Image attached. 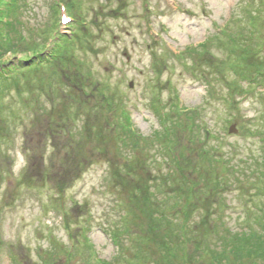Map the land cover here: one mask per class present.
Segmentation results:
<instances>
[{"label":"rangeland","instance_id":"374dc122","mask_svg":"<svg viewBox=\"0 0 264 264\" xmlns=\"http://www.w3.org/2000/svg\"><path fill=\"white\" fill-rule=\"evenodd\" d=\"M5 1L48 55L77 22L68 59L0 75V264H209L225 229L264 235V0Z\"/></svg>","mask_w":264,"mask_h":264},{"label":"trees","instance_id":"16d2710c","mask_svg":"<svg viewBox=\"0 0 264 264\" xmlns=\"http://www.w3.org/2000/svg\"><path fill=\"white\" fill-rule=\"evenodd\" d=\"M67 11L70 14L77 13V10L74 8H68ZM81 12H83L81 10ZM55 25L60 20V10L54 9ZM252 15V14H251ZM256 16V15H255ZM252 15V17H255ZM12 17L10 14V11L6 9V1L0 0V75H3L4 77H10L12 76L15 69H19L25 66H28V64H32L31 66H39L41 64H50L49 62L53 61L54 59H61L64 58V55L67 54V59L73 54L72 48L74 47V39H75V32H72L73 23L77 22V19L73 16L72 17V24L69 26L71 33L70 34H61L60 30L55 34L54 37H56L54 46L52 49H54L53 53L51 55L45 54V51H41L40 49L35 47H30L28 44V36L26 34H23L18 31V25L21 24V21H13L9 20V18ZM250 27H255V24L253 20L250 21ZM221 31L224 32V29L221 28ZM227 35L229 40L236 41L237 36H234L232 38L229 35V30L226 29ZM209 39L204 41L203 43L199 44V46L194 47H186L185 51L188 52V54H191L190 56H198L203 53V48L206 47V42H208ZM256 43V42H255ZM5 45L7 48L3 47ZM18 44L23 45L26 47V50H21L17 46ZM258 44V41L257 43ZM191 48V49H190ZM35 50V53H32V50ZM240 49V48H239ZM243 50L249 49V47H242ZM40 50V51H39ZM64 50L66 52H64ZM10 55V57L7 59V55ZM20 55V56H19ZM242 58V57H241ZM240 59L237 57L236 62H238ZM262 67H264L263 61L261 62ZM51 65V64H50ZM263 70V69H262ZM58 71V70H57ZM257 71V70H256ZM58 76H60V73L58 72ZM242 76L244 79H247L246 73H243ZM250 76V75H249ZM164 137L170 136V133L167 129H165V135ZM224 235H221L220 237V243H219V250L218 248H212L210 246H207L209 248H205V251L208 255L209 264H226L225 261H230L234 257L237 260H243L246 258L247 255H254V254H261L264 253V235L259 234L258 232H253L250 234H247L243 237H239L238 234L231 231L230 229L224 230ZM220 234V231L218 232V235ZM180 241L182 244L186 247V244L190 241V236L188 233V228L182 227V230L180 229ZM118 241V240H117ZM211 248V249H210ZM199 251V250H198ZM204 251V250H203ZM201 252V251H199ZM253 252L252 254H249ZM233 257V258H231ZM235 261V260H234ZM107 264H111V262H106ZM229 264V263H228Z\"/></svg>","mask_w":264,"mask_h":264},{"label":"water","instance_id":"95a60500","mask_svg":"<svg viewBox=\"0 0 264 264\" xmlns=\"http://www.w3.org/2000/svg\"><path fill=\"white\" fill-rule=\"evenodd\" d=\"M232 130H233V127H232ZM232 130H230V132H232Z\"/></svg>","mask_w":264,"mask_h":264}]
</instances>
